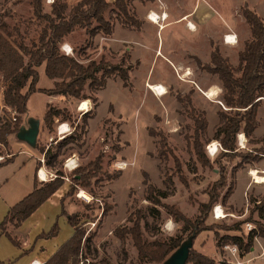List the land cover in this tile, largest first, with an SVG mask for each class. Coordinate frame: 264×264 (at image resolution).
Wrapping results in <instances>:
<instances>
[{
    "label": "rangeland",
    "instance_id": "obj_1",
    "mask_svg": "<svg viewBox=\"0 0 264 264\" xmlns=\"http://www.w3.org/2000/svg\"><path fill=\"white\" fill-rule=\"evenodd\" d=\"M65 1L68 5V12L79 0ZM108 1L111 6L104 16L113 24V32L110 36L98 34L92 39L90 46L86 47L88 36L84 28H77L63 39L59 47L64 53L62 47L68 44L71 50L69 55L84 63L89 59L98 60L101 56L113 64H119L124 59L126 63H131L133 66L129 71L131 88L123 87L117 76L108 78L102 89L95 93L92 92V95L97 97L96 103L85 99L89 109H92V115L87 118L84 126H82V118L89 113L88 110H78L83 100L62 98L55 107L61 106L66 109L69 113V120L55 118L52 130L49 131L46 128L49 134L44 138L42 136L37 138L35 149L42 154V158L45 151L50 156L56 154L52 163V176L55 178L56 171L61 172L63 183H67L68 190L73 171L69 172L64 169L65 160L70 156H75L79 167L86 165L99 152L103 153L102 171L90 179L89 186L77 187L76 191L63 201L67 213L79 215V225L85 229L84 236L95 234L89 243L88 250L83 247L86 252L82 255L87 257L90 263H96L106 254L113 264H162V262H139L130 237L128 236L124 242H121L113 234L115 227L124 224L131 225V222H127V217L139 209L145 215L141 221L142 235L145 240H163L179 235L183 239H188V232L181 231L182 222L175 221L163 207H158L160 211L158 218L153 220L148 215L149 202L145 200L146 187L143 184V172L148 175L149 182L160 189L166 188L163 183L164 172L173 175V191L163 198L162 202L175 205L185 216L203 228L195 237L192 249L210 255L216 245V236L222 237L234 233L246 235L248 231L243 223L249 222L252 226H256L255 222L264 223L263 219L258 218L256 204H253V200L260 201L264 196V183L257 184V188L251 186L247 191L248 201L244 202L243 206L240 205L238 209L236 208L234 212H230L232 215L223 219H215L212 211L207 213L206 217L204 215L199 217L198 203L208 199L207 192L219 179L218 172L221 168L226 177V185H218L216 190L223 193L231 181L235 183L238 179L234 199L237 202H243L241 189L244 184V174L248 177V183L256 185L248 172L255 169L259 174L264 175V169H260V166L264 164V154L260 153L256 160L244 163L241 155L245 153L254 155L252 150L259 148L263 143H251L244 136V143L241 145L238 142L240 138L238 134L236 136L237 149L233 151L234 154L221 155L223 152L220 149L214 156L208 154L206 147L211 144L216 145L217 141L213 138V134L219 121L218 111L224 109L221 104L222 86L216 75L210 74L197 65L194 57H199L201 63H208L210 52L216 46L222 56L227 57L231 65L236 67L238 52L250 36L247 30L249 27L241 19V8L246 4L258 15H264V0H127L131 13L142 21L140 29L125 27L121 22V14L112 5L115 0ZM42 2L44 12H49L52 0ZM167 4L170 7L168 10L170 16L166 21L160 22V25L165 23L162 27L146 19L142 20L144 13L155 12L148 11L151 8L158 10V8H165ZM194 6L198 13L206 11L216 19L220 17L229 22L231 30L228 34L236 37V43L230 44L233 46L232 50L220 47L217 28L209 27L207 21L204 22L203 19L197 22L192 21L196 31L188 30L185 21H173L177 12L190 10ZM1 22L6 23L10 29L17 27L19 34L14 33L13 37L22 40L26 45L37 41L42 27V24L37 22L33 16L31 0H0ZM136 61L138 64H135ZM177 62L182 63V69H176ZM37 70L38 86L51 87L53 81L45 75L44 64L37 67ZM236 75L238 76L239 72H236ZM145 76L148 77V81H144ZM146 82H150L151 85L161 84L166 92L162 96L155 94L154 96ZM211 86L215 95L208 98L203 91L211 90ZM3 89L0 78V118L10 117L11 119L10 110L3 106ZM85 93L86 95L91 94L87 85ZM177 95L189 96L192 105L205 112L208 129L205 139H201V142L211 161L210 166L202 167L197 163L191 147L187 145L186 135L192 133L193 122L189 117L187 104L184 101L179 102L176 99ZM45 97L44 93H36L29 98L28 111L24 115L26 124L28 118L37 119L38 122L43 121ZM260 106L259 124L257 131L253 134L254 139L264 137V97ZM15 116H17L16 113ZM61 122L68 124L70 133L62 136L57 133V126ZM150 129L155 135H150ZM157 133L165 137L167 147L178 158L187 185L180 181L178 174H173L175 172L174 162L170 154L166 160L159 159L157 156L159 148ZM66 135L67 137L73 136V140L59 147ZM15 150L12 145L5 149L0 144L1 159L3 157L13 158ZM43 159L45 164L47 158ZM215 159L218 163L214 161ZM31 160L32 157L28 153L21 151L11 162L0 167V221L7 214L9 207L19 201L22 188L28 183ZM238 163L241 166H237ZM233 168L235 169L232 170ZM106 174H117V177L108 180ZM97 177L102 180L95 184L94 180ZM42 182H47V180H41L39 183ZM81 190L88 194L90 201L78 196ZM9 195L11 197H8ZM12 198H15V201L8 204L7 201ZM103 207H108L109 210L100 218ZM245 209V217L241 218L240 213ZM226 211L229 212L228 209ZM132 217L135 218V214ZM241 221V231L226 229ZM54 224L58 229L57 234L46 237V233ZM194 227L193 225L192 229ZM14 229L13 225H6V230L12 237L11 233ZM71 232V226L66 217L61 214L59 202H43L21 223L19 234L15 233L28 240L29 247L24 252L25 254L17 251L19 246L3 235L0 236V260L5 264L8 262L26 264L32 256H40L42 253L50 254L57 245L62 244L63 237L69 238ZM223 246L218 248L220 256L215 260L216 264L220 262L236 264L234 258Z\"/></svg>",
    "mask_w": 264,
    "mask_h": 264
},
{
    "label": "trees",
    "instance_id": "obj_2",
    "mask_svg": "<svg viewBox=\"0 0 264 264\" xmlns=\"http://www.w3.org/2000/svg\"><path fill=\"white\" fill-rule=\"evenodd\" d=\"M43 0H31L32 12L36 21L42 24L38 39L26 45L22 40L13 37L14 33L19 34L17 27H8L6 23H0V78L4 89L2 90L3 106L11 111H15L17 116L12 122L10 117L7 119L0 118V144L7 145V136L11 133L18 132L22 122L23 115L27 112V101L29 96L34 92H42L47 95H63L67 98L77 100L90 99L93 103L97 102L96 95L92 92L102 89L108 78L118 77L123 87L131 88L129 80V71L133 67L131 63H126L123 59L119 64L110 63L103 56L98 60L89 59L86 63L78 60L76 57L63 53L59 44L65 37L74 32L77 28H84L88 39L86 47L90 46L92 39L101 34L110 36L113 32V24L105 18L104 13L111 6L108 0H79L68 12V5L65 0H52L49 12H44ZM112 5L122 16V24L125 27L140 29L142 21L137 19L131 13L127 0H115ZM241 15L250 29V37L244 41L243 48L238 52V63L233 67L227 57L222 56L219 48L214 46L210 52L208 63H201L200 59L194 57L198 66H201L210 74L216 75L222 86V104L225 109L218 111L219 121L215 128L213 138L217 140L221 147V155L234 154L237 149L236 136L243 133L251 143H263L257 149H253V154H243L244 163H249L258 158L260 153L264 154V137L260 139L253 138V132L258 125L257 109L261 97L264 96V17H260L255 11L247 7L246 4L241 8ZM44 64L45 75L53 80L52 88H38L37 82L39 74L37 67ZM135 64H138L136 61ZM239 72V75H236ZM91 91L86 95L85 87ZM179 102L187 104L189 117L191 118L192 133L186 135L187 145L191 147L197 163L202 167L211 165L207 157L201 139H205L208 120L205 112L196 109L191 103L189 96L177 95ZM111 107V106H110ZM4 109V110H6ZM6 112H8L6 110ZM82 118V126L87 123V118L91 117L92 109L87 111ZM9 113V112H8ZM60 117L62 120H69V113L64 108H57L51 104H46L43 116L45 127L51 131L55 118ZM150 135H155L152 129ZM158 140L157 156L159 159L166 160L168 154L173 157L174 169L173 174H178L180 181L187 185L186 178L183 176L179 160L174 153L167 147L165 137L161 133ZM73 140L72 137H63L59 144L63 146ZM233 156V155H230ZM44 157L51 164L56 158V154L49 155L44 152ZM50 158V159H49ZM103 153L99 152L94 159L90 160L84 166H77L71 177V184L67 193L60 199L61 214L66 217L68 224L72 227V235L58 248L43 264H81L83 261V247L88 244L90 236L85 235V229L79 225L80 218L77 213H67L63 206L64 199L73 194L77 187H87L90 185V179L96 177L102 171ZM11 160V159H9ZM218 163V160L215 159ZM239 165V163L237 164ZM233 168L232 170H234ZM219 179L215 181L207 192L208 199L199 202L197 209L199 217L212 210L217 201L226 204L231 195L235 183L231 181L225 192H218L219 186L226 185V177L219 170ZM56 177L50 181L39 183L34 179L33 190L20 199L17 203L10 206L5 217L0 221V236H7L15 245L17 241L6 230V225L11 224L18 227L26 218H28L43 202H45L60 186L63 184V174L56 171ZM143 184L146 187L145 200L149 202L147 207L148 215L154 220L159 217L158 207H163L167 214L171 215L175 221L182 222L181 231L188 232L187 237L194 233L192 242L195 237L202 231V227L185 216L175 205L163 203L162 199L166 198L173 191L172 174L164 172L163 183L165 189H160L152 185L148 180V175L142 173ZM234 176V172H233ZM117 174H106L108 180L114 179ZM100 177L94 180L98 183ZM171 188V189H170ZM258 215L262 217L264 213V196L255 205ZM108 207H103L100 218L106 215ZM135 214V218H133ZM144 212L137 210L130 213L127 222L131 225L124 224L117 226L113 234L124 242L129 236L137 253L139 262L161 263L163 262L179 245L185 240L182 236L168 237L163 240H145L142 235L141 221L144 219ZM241 222H236L226 229L241 231ZM255 229L248 231L246 235H225L216 236V246L220 249L227 243L235 244L239 250V256L248 253L253 246L254 237L264 239V223L255 222ZM193 225L195 226L192 229ZM56 224L46 233V237L57 234ZM187 262L191 264H216V261L201 252L192 248L189 251ZM0 264H5L0 261ZM95 264H113L111 259L105 254ZM219 264H224L220 262Z\"/></svg>",
    "mask_w": 264,
    "mask_h": 264
},
{
    "label": "crops",
    "instance_id": "obj_3",
    "mask_svg": "<svg viewBox=\"0 0 264 264\" xmlns=\"http://www.w3.org/2000/svg\"><path fill=\"white\" fill-rule=\"evenodd\" d=\"M196 7L194 6L193 8H191L190 10H187V11H183V10H181V11H179V12H177L176 13V15H175V17H174V20L173 21H185V26L187 27V25H186V23L187 22H190V23H192V21L193 22H197V21H199V20H201V19H203V21L204 22H206L207 21V23L209 24V27H211V26H215L216 28H217V38H218V40H219V44H220V47H222V48H224V49H227V50H232V48H233V46L232 45H230V44H228V43H225L223 40H222V36L223 35H225V34H228V31H230L231 30V28L229 27V22H226L224 19H221L220 17H217V19L216 18H214L213 17V15H210L208 12H206V11H204V12H200V13H198V12H196V9H195ZM170 9V7L168 6V4L167 5H165V8L163 7V8H158V10H156V8H155V10L154 9H150V10H148V11H155L156 13H158V15H161L162 13H164L165 15H167V17H166V19L165 20H162V22L163 21H166L167 20V18L170 16V13L168 12V10ZM195 9V11H193ZM190 11H193V12H190ZM240 15H241V13H240ZM260 17H264V15H259ZM213 18V19H212ZM148 20L147 19V17H146V14L144 13L143 14V16H142V20ZM219 19V20H218ZM241 19L242 20H244V18H243V16L241 15ZM213 20L215 21V22H213ZM149 21V20H148ZM151 22V21H150ZM161 22V21H160ZM244 22H245V20H244ZM151 23H153V22H151ZM165 23H162L161 25L159 24V27L161 26H163ZM245 24H246V26H248V24L245 22ZM249 27V26H248ZM247 27V28H248ZM187 29L188 30H190V31H196L195 29H189L188 27H187ZM248 31H249V33H250V29L248 28L247 29ZM220 35H222V36H220ZM250 37V36H249ZM247 39H249V38H247ZM246 39V40H247ZM245 40V41H246ZM160 55L162 56V54H161V52H160ZM195 57H197V56H195ZM238 57V56H237ZM197 58H199V57H197ZM209 59H210V55H209V58H208V62H209ZM168 61L169 62H171L169 59H168ZM172 63V62H171ZM173 64V63H172ZM174 65V64H173ZM174 67H175V65H174ZM182 63L181 62H177L176 63V69H182ZM189 73V72H188ZM148 79V77L147 76H145V80L144 81H148L147 80ZM52 80V79H51ZM53 81V80H52ZM147 83V85H149L150 84V82H146ZM37 87L38 88H46V87H41V86H38V84H37ZM53 87V82H52V86L51 87H48V88H52ZM48 88H46V89H48ZM198 89H200V88H198ZM204 92V91H203ZM36 93H42V92H34V93H32L30 96H29V98L32 96V95H34V94H36ZM152 93V92H151ZM43 94V93H42ZM45 94V93H44ZM153 94V93H152ZM46 95V97H45V109H46V104H51L52 106H56V104H58L57 102H59L60 100H62V98H66V97H64L63 95H47V94H45ZM154 95V94H153ZM155 96V95H154ZM264 97V96H263ZM263 97H261V99H260V104H259V107H258V109H257V121H258V124H259V112H260V105H261V102H262V100H263ZM29 98H28V101H29ZM87 100H89V99H87ZM87 100H83V101H87ZM28 101H27V111H28ZM71 101V100H70ZM80 101V100H79ZM82 101V102H83ZM65 107H67L66 105H64ZM57 108H62L61 106H57ZM77 108H78V105H77ZM78 110H79V108H78ZM90 110V109H89ZM80 111H82V110H80ZM45 112V111H44ZM25 115V114H24ZM24 115H23V124H21V126L20 127H22V129H26V128H28L29 127V125H30V123H32V122H37V126H38V136H37V138L39 137H41L42 136V138H44L46 135H48L49 133L47 132V129H46V127H45V124H44V121H40V122H38V120L37 119H34V118H28L29 120H28V123L26 124L25 123V119H24ZM43 116H44V113H43ZM42 120H43V117H42ZM20 129V128H19ZM208 129V128H207ZM257 129H258V125H257V127H256V129L254 130L255 132L257 131ZM17 133V132H16ZM16 133H11V134H9L8 136H7V145L4 147L3 145V148H5L6 149V147H9L10 145H12L13 146V149H16L15 150V154H14V156H13V158H11V160H9V158L10 157H3V159L0 161V167L2 166V165H4V164H6V163H8V162H11L13 159H14V157L19 153V152H26V153H28L29 155H30V157H32V160H31V162H29V179H28V183H26V185L22 188V194H21V196H19L20 197V199H22L24 196H26L28 193H30L32 190H33V181H34V179L36 178L37 179V181L38 182H41V180L37 177V174H36V172H37V169L38 168H43L46 172H48V173H51L52 174V163L51 164H49L48 163V159H47V161H46V163L44 164V162H41V156H42V154H40V152L37 150V149H35V146L36 145H34V146H31V145H28V143L27 142H25V141H23V140H20L17 136H16ZM52 134H53V132H52ZM253 134H254V132H253ZM12 136H14V137H12ZM67 136V135H66ZM37 140V139H36ZM36 144V143H35ZM1 156V155H0ZM70 157H72V158H74L75 156H70ZM44 158V157H43ZM39 162H41V163H39ZM64 169L66 170V168L64 167ZM257 169V168H256ZM260 169H264V164H262L261 166H260ZM43 170V171H44ZM250 172V171H249ZM249 172H248V174H249ZM258 172V171H257ZM264 172V171H263ZM251 176V175H250ZM264 176V175H263ZM252 177V176H251ZM53 179V178H52ZM52 179H49V180H47V181H50V180H52ZM43 180V179H42ZM253 180V179H252ZM243 181H244V184H243V186H242V189H241V193H242V196H243V202H237V200H235L234 199V192H235V190L237 189V183H238V179L237 180H235V186H234V189H233V191H232V193H231V195L229 196V198H228V200H227V202H226V205L225 204H222V203H218L217 202V204H220L221 205V207H222V209H223V211L225 212V213H228L227 214V216H229V215H232L230 212H234L235 210H236V208L238 209L239 208V206L240 205H242L243 206V204H244V202L246 203L248 200H247V191L250 189V187L252 186V187H254V188H257L258 187V185L257 184H261V183H256L254 180H253V182H255V184L256 185H252V183H248V177H247V175L246 174H244V179H243ZM262 183H264V182H262ZM67 190H68V187H67V183H63L61 186H60V188L59 189H57L46 201H45V203L46 202H48V201H53L54 203H56V202H59V204H60V199H61V197L67 192ZM20 192V193H21ZM18 193V192H17ZM19 194V193H18ZM17 194V195H18ZM8 197H11V195H9ZM19 199V200H20ZM65 200V199H64ZM15 201V198H12V200H9V201H7L8 202V204H10V203H13ZM242 201V200H241ZM259 202V200L257 201V200H253V204H257ZM226 209H228L229 210V212L228 211H226ZM245 213H246V209L243 211V212H241L240 214H241V218H243V217H245ZM256 213H257V216H258V218L259 219H263L264 220V213H263V215H262V217L263 218H261L259 215H258V212H257V210H256ZM255 213V214H256ZM226 216V217H227ZM226 217H224V218H226ZM221 219H223V218H221ZM246 223V222H245ZM245 223H243V224H245ZM20 226H21V224L18 226V227H14L15 229H14V231H13V233H11L12 235H13V238H15L16 239V241H17V244H16V246H19L18 247V250L17 251H21L22 252V254L24 255L25 253V251L27 250V248L29 247V243H28V240H27V238H24L23 236H18V235H16V234H19V228H20ZM246 228V227H245ZM8 230V229H7ZM71 230H72V232L70 233V236L72 235V233H73V229H72V227H71ZM101 230H102V228H101ZM247 230V229H246ZM237 231V230H236ZM245 232V231H244ZM247 232V231H246ZM245 232V233H246ZM16 233V234H15ZM248 233V232H247ZM236 233H234L233 235H235ZM94 235L95 234H93L92 233V235H91V237H90V240H89V242H88V244L87 245H85L84 247L86 248V250H88V247L90 246L89 245V243H90V241L94 238ZM236 235H239V234H236ZM1 236H3V235H1ZM5 236V235H4ZM69 236V237H70ZM19 237V238H18ZM66 236L65 237H63L62 238V241L63 242H65L68 238H66ZM262 240H263V242H264V239L263 238H261V237H257V239H255V241L253 242V246L251 247V249H250V251L248 252V253H246L245 255H243V256H239V259H240V261L242 262V264H264V243L262 242ZM62 242V243H63ZM59 245H61V244H59ZM59 245H57L56 246V248H55V250L58 248V246ZM92 246V245H91ZM17 249V248H16ZM55 250H53L50 254H44V253H42V254H40V256H32L27 262H26V264H29L33 259H35L36 260V262H40L41 264H43L54 252H55ZM86 250L84 251V248H83V251H82V253H85L86 252ZM199 252H201V251H199ZM202 253V252H201ZM204 254V253H203ZM205 255H207V254H205ZM84 256H85V254H84ZM207 256H210L211 258H213L214 260H217L218 259V257L220 256V252H219V249H218V247L215 245V248H214V251H213V253L212 254H208ZM25 258V257H24ZM23 258V259H24ZM84 258H87V257H83L82 259H84ZM0 261H2V260H0ZM10 261V260H9ZM2 262H4V261H2ZM5 263V262H4ZM85 263V262H84ZM83 262H82V264H84ZM7 264H10V262H8ZM90 264H95V263H90Z\"/></svg>",
    "mask_w": 264,
    "mask_h": 264
},
{
    "label": "built area",
    "instance_id": "obj_4",
    "mask_svg": "<svg viewBox=\"0 0 264 264\" xmlns=\"http://www.w3.org/2000/svg\"><path fill=\"white\" fill-rule=\"evenodd\" d=\"M163 15V13L161 14V16ZM146 17H147V19L150 17V13L148 12L147 14H146ZM188 23V22H187ZM230 35L229 34H225L224 36H223V40H224V42L226 43V42H229L228 44H234V43H236V37L235 36H232V38H228ZM232 41H234V42H232ZM63 48V47H62ZM63 51H64V53H66V54H70L71 53V50H70V53H68V50L67 49H63ZM149 89H150V91L153 93V94H161L162 92H166V90H165V88L164 87H162L161 86V84H153V86L152 87H149ZM222 104V103H221ZM223 105V104H222ZM15 111H11V120L12 121H14L15 120ZM60 131H62V133H61V135L60 136H62V135H64V134H68V133H70L71 131H70V127L68 126V124L66 123V122H61L60 124H58V126H57V133L59 134V132ZM238 142H240V140L238 139ZM241 144V143H240ZM212 149H211V148ZM207 148V152H208V154L210 155V156H214L217 152H218V150L220 149V150H222V147H221V145H220V143L218 142V141H216V145H210V146H207L206 147ZM2 157L0 156V161L2 160L1 159ZM43 158H41V162H43ZM78 166V162H77V160H76V158H72V157H68L66 160H65V162H64V167L69 171V172H71V171H73L76 167ZM42 170H44L43 168H38L37 169V172H36V174H37V177L40 179V180H42L41 179V176H40V173H41V171ZM44 172H45V179H43V180H49V179H52V178H54L52 175L53 174H51V173H48V172H46L45 170H44ZM218 209L220 210L219 212H218ZM212 215H213V217L215 218V219H221V218H224V217H226L227 216V214L228 213H225L224 211H223V209H222V207H221V205L220 204H215L213 207H212ZM245 227H246V229H247V231H250L251 229H255V226H252L249 222H246L245 224ZM255 239H257V237H254V240ZM223 248L224 249H226L227 251H228V253L230 254V256L231 257H233L234 258V260H235V263L236 264H240L241 263V261H240V259H239V250H238V247L235 245V244H225L224 246H223ZM84 264H90V262H89V260L87 259V258H85L84 259ZM29 264H41L40 262H36V260L35 259H33ZM81 264H82V262H81Z\"/></svg>",
    "mask_w": 264,
    "mask_h": 264
},
{
    "label": "water",
    "instance_id": "obj_5",
    "mask_svg": "<svg viewBox=\"0 0 264 264\" xmlns=\"http://www.w3.org/2000/svg\"><path fill=\"white\" fill-rule=\"evenodd\" d=\"M224 108V107H223ZM226 109V108H224ZM16 136L30 145H35L38 136L37 122L30 123L28 128L20 129L16 133ZM194 233L185 239L178 248H176L163 262L162 264H186L189 251L193 247L192 238Z\"/></svg>",
    "mask_w": 264,
    "mask_h": 264
},
{
    "label": "bare ground",
    "instance_id": "obj_6",
    "mask_svg": "<svg viewBox=\"0 0 264 264\" xmlns=\"http://www.w3.org/2000/svg\"><path fill=\"white\" fill-rule=\"evenodd\" d=\"M150 13V17L148 18L149 21L153 22L154 24H157L159 25L160 24V21L162 20H165L167 15H165L163 13V15H158L157 13L155 12H149ZM187 27L189 29H195V25L193 23H186ZM228 38H232V36L230 35ZM234 42V41H232ZM226 43H229V42H226ZM63 49H67L68 50V53H70V46L68 44H64L63 45ZM160 54V53H159ZM188 73V72H187ZM153 85L149 84L148 87H152ZM162 86V85H161ZM163 87V86H162ZM165 92H162L161 94H155L156 96H162ZM204 94L206 97L210 98L212 96L215 95V92L212 90V86H211V90H204ZM79 110H83V111H87L89 110V107H88V103L87 101H83L81 103V105L79 106ZM62 131L59 132V134H61ZM239 135H240V138H239ZM238 138L240 140V143L242 145V143H244V135L241 133V134H238ZM124 165V164H123ZM249 175L252 176V179L256 182V183H262L264 182V176L259 174L255 169H252L250 170L249 172ZM40 176H41V179H45V172L42 170L41 173H40ZM79 197L85 199L86 201H90V197L88 196L87 193H85V191L81 190L80 193L78 194ZM220 210L218 209V212Z\"/></svg>",
    "mask_w": 264,
    "mask_h": 264
}]
</instances>
